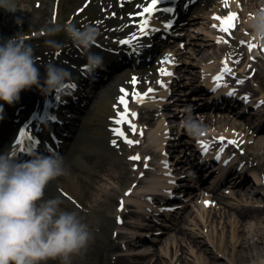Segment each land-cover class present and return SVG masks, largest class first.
Returning <instances> with one entry per match:
<instances>
[{"label": "bare ground", "instance_id": "6f19581e", "mask_svg": "<svg viewBox=\"0 0 264 264\" xmlns=\"http://www.w3.org/2000/svg\"><path fill=\"white\" fill-rule=\"evenodd\" d=\"M95 1L96 0H93L92 3H95ZM98 1L105 2V0H98ZM146 1L150 2V0H146ZM14 3H15V6H18V10H21V9H24V5L26 2L25 0H14ZM118 3L122 4V8L119 10L123 13V19L121 22L120 21L114 22V24L112 25V26L120 25L119 29L116 30L117 34H114V35L112 34L113 35L112 38L113 37L121 38L123 34H127V33H130L131 31H134L136 28L135 26L136 23L139 22V19L134 18L135 16L134 14L140 12L142 10V7L146 6V3L144 2V0H134L133 2L129 0H119ZM211 3H215V5L212 6L215 9H211L208 11L207 4L211 5ZM61 5L62 4H60V10L58 11V17L56 20L57 24L60 22ZM137 5H141V7L138 8ZM223 5H224V0H206L205 5L202 6V4H200L199 8L203 10L206 8L205 14H208L209 16L210 12L213 13L215 11L214 13H216L220 11V10L217 11L216 9H219V7L222 8ZM255 5L258 7H263L262 10H264V0H259L258 2L255 3ZM162 7L163 9L168 8V6H162ZM237 7H238L237 1L235 0L228 1L227 10L223 12H226V14H229L232 12H238ZM95 8H98V6L95 5ZM197 8L198 7H195V10L193 12H195ZM248 13H250L249 10L245 12H241L240 16L242 17L244 16V14H248ZM41 14L42 16L38 17L39 24H45L47 19H50L51 21L52 18L51 16L48 15V12L45 14V9L41 12ZM249 16L250 15H246L245 21L243 23L245 27V31L247 33H250V30L247 28V20ZM206 19H208V17ZM199 20L200 18L198 17L196 18L194 17V20L191 19L192 25L194 24L198 26H204V24L202 23H201L202 25H200ZM213 25H214V22H213ZM216 29L210 30V33L212 32L213 37L211 40H209V42H207L206 47L209 46V48L195 49V53H194V56H196L195 59L198 58V60L202 64L204 63L203 65L205 69L210 70L216 66L215 64L212 63V60L217 58V56L219 55V51L216 48V44L222 45L224 47L222 48L223 52L225 50H229V54L235 53L239 57V56L244 55L243 51H245L246 55L250 56L249 55L250 51L248 50L247 44L241 45V40L240 41L237 40L238 36L236 34L235 35L233 34V37H231L232 44L237 46L233 52L231 51V48L226 46V43H224L223 41H221L220 43H217V39L219 37H223V39L226 40L227 36L223 35L222 33L217 34L215 32ZM204 30H207V29H204ZM108 35H111V33L108 32ZM250 44H256L252 38L250 40ZM108 45L109 44H106V46ZM256 48H260V47H256ZM71 49L73 48H67L68 51H70ZM90 51L92 53L96 52V46L93 45ZM185 54H186V50L185 51L183 50L182 52H180L179 53L180 58L184 57ZM40 55H41V52H36L34 54V57L40 56ZM66 56H67V52L65 53L64 57ZM194 56L191 55V59L194 58ZM35 61H37V59H35ZM226 61H227L228 67L232 66L231 64L232 57L229 56ZM50 63L52 64V60H49V61L46 60L45 62L37 66L40 70L41 82H43V78L45 75V65L50 64ZM183 64L186 66L190 65V63H187V62H183ZM205 64H207V66H205ZM62 67L68 70L67 66L63 65ZM238 68L240 69L239 74L244 73L243 72L244 66L239 65ZM253 71L254 70H252V72ZM263 71H264V67H263ZM220 72H218L217 75L220 74ZM210 73H212V71ZM210 73L205 75L206 79H209ZM259 73L260 71L257 70L255 74L253 75L258 76ZM141 74H143L142 69L138 67H129V68H126L124 71L120 72L118 75H116L115 76L116 79L114 82V90H113L114 94L112 96L110 94L111 90L108 86H105V88L103 86L102 88L99 89L100 90L99 93H101L100 95L104 97L103 100L100 98L97 101H94V104L89 108V110H87L86 115L83 116L80 120L76 121V125L78 124L76 127L78 129L76 136L64 148L63 152L61 153V155H64L63 157L64 159L62 160H63V167L65 169V174L49 182V184L45 188L43 199L47 200L49 198L59 197L63 201V203L60 205L61 209L69 211V212H73V211L77 212L78 215H80L82 218L87 219L88 216H84L81 214L82 213L81 208L77 209V202L78 204H81L83 206L88 204L86 196H91L92 190L94 191L98 190V188H96L97 179H99L104 172L108 171L107 174L105 175L108 178H111V180L117 179L119 183L126 182L128 178L129 179L132 178L133 182L131 183V186L132 187L135 186V188H133L132 190L133 195L129 194L130 196H128V198L125 196V200H127L125 213L115 214L117 216L114 221V225H115L116 230H121V232L118 233L120 237L124 235L125 236L129 235V234H132V237H135L136 233H138L140 229V226H139L140 218L139 217L134 218L135 216L134 212H133L134 216H132L133 222L131 223L132 225H137V227L130 226V225L119 227L120 225L118 224V222L116 223L118 219L125 217L124 214L127 213V208L129 206H132L137 211H141V212L143 211L144 214H147L150 210H156L157 208L155 204L156 202H159V201L157 198L152 199L151 196L154 195L155 191L163 187L168 188V189L172 188V185L174 183V176L171 173L178 175L179 180L183 179L184 176L189 179L191 178V173L187 174L186 171L189 170L190 167L197 166L195 167L196 175H197V178H200L202 180V183H201L199 190H197L198 191L197 193H194L195 190L192 192L194 194H192L191 200H193V203L195 205L194 207H197L198 205L201 206V212L203 211L202 212L203 217L201 213H197L198 212L197 210H193V213L196 212V217H199L200 219V225L196 224L194 225L193 229H187V228L181 227L180 223H178L174 226V229H173L174 234H178L180 236V240L182 241L183 239H185L186 242H188V245H190V247H191V244L199 245L201 243L200 241L201 237H205V236L211 237L212 236L211 240L213 241L215 247L219 249V251H221L222 253L227 254L229 252V249L235 251L237 248H240L243 246V243H242L243 235L251 236L254 234V232L259 233V232H262L263 230V229L255 230V227H252V226H246L247 230H245V227H244L247 220L253 219L255 217L259 218L258 216H255L256 212H258L259 210H264V198H260V196H262L263 193L261 191H258L250 183L242 184L240 182H232L227 185L226 184L222 185V181H221L216 186L207 185L208 184L207 180L204 179L202 171L200 170V168H198V162L196 160L197 157L196 156L194 157L193 154L184 155V150H187V148L190 149L191 147L190 142L184 141L183 144H180L178 147L181 149L183 153L182 156L184 158H188V157L190 158L188 161V165L184 163V166L182 167L176 166L177 168L174 167L170 171V168L166 169L163 163L164 161L167 162V156H166L165 159H163L161 166L159 168L154 169L153 170L154 172L152 173L150 172V174L146 172V174L143 175V179H140L139 175L133 176V172L130 170L129 163L123 164V167L125 169H127L126 167H128L129 170H126L124 172L113 170L116 167V165L118 166V162L114 158H110V157L117 156L119 152L117 153L116 149L110 146V139H112L111 132L108 130V128L112 126V122L110 121V118L114 116V112H115L114 105H116L118 96L120 95L119 89L122 86L129 89L130 87L129 80L132 81L133 77L138 78V75L141 77ZM187 80H188V83L185 86L194 87L200 81L199 73L192 72L191 78H187ZM117 84L118 86L119 85L120 86L118 87ZM95 85L96 84L91 83L90 85L84 87L83 90H86L87 87L91 91L95 90V88H93L95 87ZM134 86L135 85H133L132 88H135ZM32 88L34 89V87ZM245 88L247 91L245 93H252L253 90L251 89L249 85H246ZM117 89H118V92H117ZM170 90L171 89L164 91L162 93V98L165 97L170 92ZM39 91L41 95L37 96L38 99H40L41 96H44L42 90L39 89ZM91 91H88L87 96H91L90 94ZM206 92H209V91L207 89L201 90L200 91L201 94L199 96H203ZM36 95L38 94L36 93ZM97 95H98L97 93L94 94L95 97ZM262 99H264V93L261 95V100ZM194 100H197V99L189 98L187 102L185 101L184 103L185 105L184 106L182 105L183 107L181 106L179 108L178 113H173L170 115L166 113L164 114L162 113L159 115L157 119H153L152 117H149L147 121L150 123L158 121L160 129L162 130V132L163 131L165 132L167 130V126H166V123H168L167 118H170V119L177 118L178 119L179 117H181L182 119H184L185 116L188 115L190 112L191 117L196 119L202 125L204 129L202 133H204V135H199L198 137H203V138L205 137V135L217 137V130H223L225 128L227 129L228 127H231L232 129L239 128L242 132L243 131L246 132L247 135H231L230 137H234L233 139L237 142V144L239 143L238 138H241L240 140L244 141L246 148H248V151L245 153L246 155L244 158L247 161L256 163V165L260 169L264 168V163H261L259 161L261 157L260 151L263 150V153H264V128L262 127L263 125L262 122L259 123L258 125H255L254 127V125L253 126L251 125L252 122L249 119H247L246 117L244 119H240L243 116H239V118H236L237 115L233 113L231 110H228L227 112L221 111L219 113H210V114L201 113L199 114V116H196L195 110H194L196 106L195 104H191L193 103ZM169 101L170 100H168L166 103L168 104ZM161 103H162V99L153 100L152 106L150 107L156 108L159 110H164V107L161 106L162 105ZM22 106H25L24 101H22ZM5 108L6 109L1 114L2 116L0 118V153L7 152L9 154L12 141H13L14 132H15L14 131V121L16 119L21 118L22 116L20 114L16 116L14 115V112H10L11 106H6ZM205 108L210 109L212 107H205ZM144 113L149 115L150 111L148 110L147 112H144ZM180 121L181 120H179V124L181 123ZM173 128H175V125L173 126ZM207 128H213L214 130H208ZM231 128L230 130L232 131ZM146 135H147L146 139L148 140L147 143H149V145L147 144L141 145V150L145 154V157L146 155L152 152V148L155 150L158 149V151L162 152L164 150L165 145L166 144L168 145L169 143L167 142V138L163 135V133H161L158 136V131H155L153 134H151V132H147ZM197 142H198V139H197ZM135 147L138 148V145H136ZM27 152H29L28 149L23 151L22 153H27ZM233 162L234 164H237V161L236 162L233 161ZM134 163L138 164L135 161L133 162V164ZM109 171L112 172V174ZM205 178H206V175H205ZM259 181L261 182V184H264V181L262 179L261 180L259 179ZM255 185L259 187L258 184H255ZM221 186L223 188L232 190L233 192L231 193V195L235 197L236 199L241 200L247 206L246 207H241V206H236V205L234 206L228 203L227 200L225 199H228L226 197H230V195L229 196L224 195V194L222 195L218 192ZM107 190L108 189L105 190V194L109 195L110 192H108ZM65 194L69 195V198H67ZM101 198L102 197L97 198L95 200L93 199L91 201V204L95 203L94 206L97 207L96 205H100L101 203L100 201H102ZM197 200L199 201V203H197ZM205 202H209V203L206 205ZM218 204L230 207L231 209L234 210V213H230L228 210H224L223 208L222 210L224 211L219 212V214H217L216 210H217ZM164 205L172 206V204H169L168 202H165ZM167 210L169 211L170 209H167ZM168 211H166L167 215L170 213ZM170 211H172V209ZM208 213L210 215H213L212 218L208 216ZM220 215H221V220L219 222H221L223 226V228H221V231H223V233H222V237H220L215 242L216 237L213 236L214 235L213 230L215 229L213 228V222L215 221L214 218L216 216L219 217ZM137 216H140V215H137ZM233 218L234 220H232ZM158 221H160V219ZM199 226H200V230L204 232V235H200L196 233V228H199ZM226 227H231L232 236H231L230 243H228L225 239L228 236V233L230 232V230H228V228ZM123 230L125 231L123 232ZM125 236L123 238H125ZM250 238H253V237L251 236ZM169 239H172V237H170ZM153 240H155V238ZM255 241L256 240H254L253 242L256 243ZM129 244H131L130 241H129ZM140 246L142 247L145 245L141 244ZM181 246L182 244L179 245L178 250H181ZM163 251H165V249H163ZM156 252H157L156 256L160 254L159 259L162 257L167 258L169 256V253L172 252V249H170L169 251H166L165 253L157 249ZM194 252L195 251L193 250V253ZM206 254H208L207 249H202V248L199 249V253L196 254L197 264H219V262L217 263L216 260L218 261L219 258H222L220 257L219 254L218 255L213 254L212 258H210V256L208 258L205 256ZM123 256H128V255H123ZM146 256H147V253H144V256H141V257L143 258ZM165 262L167 264H184V258L181 255L177 256V254L174 253L173 255H171L170 259L168 258L165 259ZM163 263L164 262H159L158 264H163ZM42 264H51V263L46 261V262H42ZM137 264H145V263L141 262Z\"/></svg>", "mask_w": 264, "mask_h": 264}, {"label": "clouds", "instance_id": "9594fccd", "mask_svg": "<svg viewBox=\"0 0 264 264\" xmlns=\"http://www.w3.org/2000/svg\"><path fill=\"white\" fill-rule=\"evenodd\" d=\"M0 8L15 11L14 0H0ZM250 37L264 46V10L248 17ZM64 29L78 48L86 50L89 72L102 67L103 58L90 51L98 31L91 25ZM71 73L56 64L45 65V75L36 66L33 48L16 36L0 41V101L12 105L22 91L32 87L46 93L64 90ZM2 111V105H0ZM188 135L198 137L202 125L189 112L181 120ZM65 174L58 155L34 154L18 160L7 152L0 153V264H42L59 258L68 264L71 254L86 247L91 239L88 226L77 212L61 209L59 197L43 199L50 181Z\"/></svg>", "mask_w": 264, "mask_h": 264}, {"label": "rangeland", "instance_id": "374dc122", "mask_svg": "<svg viewBox=\"0 0 264 264\" xmlns=\"http://www.w3.org/2000/svg\"><path fill=\"white\" fill-rule=\"evenodd\" d=\"M25 2L26 3L24 5V9L18 10V6H16L14 12H10L3 8H0V41L12 38L14 36L17 37L20 32L21 34L24 32L30 34L29 38L36 37L32 33H35V35H40V32H42L40 38L36 37L29 43V45L33 48L34 54L42 50L50 51L53 48L55 49V45L58 41L60 46H63L68 41H71L70 38H66L65 36H63L64 33L62 34L61 32L62 30H64V26L68 22L73 24L80 19H83V22H87L89 21V19L93 18V15H97L94 11L95 3H92V1L90 5L84 11H82L83 0H63L59 24H52L50 19H47L45 24H39L38 17L42 16L41 12L45 9V14L48 12V15L52 16V13L54 12V5L58 2V0H25ZM253 2L255 1H247L246 6H254ZM205 3V1H201L200 3L198 2V5H196V7L198 8L194 12V17L198 15L200 17V21H202L203 23H206L208 14H205L206 8L203 10L199 8V6L200 4H202V6L205 5ZM214 5L215 3H211V5L207 4V10H211L213 8L212 6ZM78 8L80 12L78 10V13L76 14V10ZM197 10L199 11L197 12ZM196 36L197 39L189 41L192 43V46L187 47V56L183 58V61H188L189 63H191L190 65H193V63L197 64L199 65L198 69H200V63L195 59L189 58V56H191V53H193L195 49L201 48L202 45H204L202 37L198 35ZM36 41H38V43ZM252 65H254V63L248 61L245 69H249L250 67H252ZM255 65H258V67H260V73L257 76L258 79L255 82L251 79L248 83L251 85L252 89H261L260 91H255L256 95H260L264 93V55ZM189 69L192 70L191 68ZM183 84H186V81H184ZM198 86L200 85L195 86L194 89ZM108 87L110 88V94L112 95L114 93L113 82L108 84ZM192 89L193 88H185V90ZM100 98L103 100L104 97L100 96ZM157 128V126H154L152 130H156ZM188 137L189 135L186 132V136L184 139L189 140ZM260 154L261 157L259 161L261 163H264L263 150L260 151ZM125 155V152L121 150L118 156L110 157L114 158L118 162V166L116 165L113 170H117L120 172L129 170L128 167H126L127 169L123 167V164L127 163ZM132 168L133 166L131 165L130 170ZM107 172H104L101 177L97 179L96 188H98V190H92L91 196H86L88 204L84 206L82 205L81 214L84 216H88V218L84 219L79 215L81 221L88 226V230L91 233V239L86 247L82 248L77 253L71 254L68 264H137L141 262L145 264H158L159 262H164L163 264H167L165 262V259H170L171 255H173L174 253H176L177 256L181 255L184 258V264H197L196 254L199 253L200 248L207 249L208 254H206L205 256L208 258L209 256L210 258H212L213 254H219L220 257H222L219 258L218 261L216 260V262H219V264H264V210H259L258 212H256L255 216H258L259 218L255 217L253 219L247 220L244 226L245 230H247L246 226H252L255 227V230L263 229L262 232H254V234L251 235L253 238H250L251 236L243 235V240L241 239L243 246L237 248L235 251L229 249V252L227 254L222 253L215 247L213 241L211 240L212 236L201 237V243L199 245L191 244V247L190 245H188V242H186L185 239H183V241L180 240V236L178 234H174V230L166 231L167 234H164L162 237H160V242L157 241V243L155 244L134 240L132 238V234H129L131 236L126 235L125 238H123V236L120 237V235H118L120 230H116L114 225V221L117 216L115 214L121 211L118 206L119 198H121L124 195L125 191L131 186L133 180L132 178H128L126 182L119 183L117 179L111 180V178H108L105 175L107 174ZM261 172L264 175V168H262ZM110 173L112 174V172ZM200 182V180H195L190 184L199 187ZM106 189H108L107 191L110 192L109 195L105 194ZM223 192L231 194V191L229 189L221 188L219 190V193L225 195V193ZM261 192L263 193V195L260 196V198H264V188L261 189ZM100 197H102L100 205H96L97 207H95V203L91 204V201L93 199L95 200ZM225 200H227L228 203L234 206H247L241 200L236 199L232 195ZM190 206L194 205L191 203ZM217 206V214H219V212H223L224 210H228L230 213H234V210L230 207L220 204H218ZM223 208L224 210H222ZM193 210H197V213H201L203 217V213L201 212V209H199V207L195 209H189L188 207L187 212L182 217V221H180L181 227L193 229L194 225H200V219L199 217H196V212L193 213ZM208 216L212 218L213 215H210L208 213ZM214 220L215 221L213 222V228L215 229L213 230V236L216 237V242L220 237H222L223 233V231H221V228H223V226L221 222H219L221 220V215L219 217L216 216ZM232 220H234V218ZM226 228H228L230 232L225 239L228 243H230L232 236L231 227ZM201 232L202 230H200V226L199 228H196V233L204 235V232ZM170 237H172V239H169ZM254 240H256V243L253 242ZM129 241L131 244H129ZM141 244H144L145 246L141 247ZM180 244H182L181 250H178ZM157 249L164 253L172 249V252L169 253V256L167 258L162 257L159 259L160 254L156 256ZM163 249H165V251H163ZM193 250L195 251V254L193 253ZM144 253H147V256L142 258L141 256H144ZM48 262H50L51 264H62V261L59 258L54 260L49 259Z\"/></svg>", "mask_w": 264, "mask_h": 264}, {"label": "snow or ice", "instance_id": "6c2138e0", "mask_svg": "<svg viewBox=\"0 0 264 264\" xmlns=\"http://www.w3.org/2000/svg\"><path fill=\"white\" fill-rule=\"evenodd\" d=\"M159 3H160V0H150V2L146 4V6L142 7V10L140 12L136 13V16L141 18L139 20V22L136 23V25H135L138 29V32L133 33L131 36V39L119 40L118 43L120 45H131L134 41H137L141 36H147L148 35L151 16L153 15V13L155 11L158 10L157 5ZM224 5H225V7H228V0H224ZM137 7L140 8L141 5H137ZM163 10L166 12L173 11L171 8H166ZM113 15H115V14L113 13ZM213 19L220 22L219 31H221L223 33H228L230 35L231 30L233 28H235V21L237 19V15L235 13H229L225 16H218V15L214 16ZM98 23H100V22H98ZM165 27L171 28L172 25H171V23H169V24L165 25ZM213 27H217V25L214 24ZM152 30H155V29H152ZM221 41H223L224 43H228V41L224 40L223 37H219L217 39V43H220ZM243 43L244 42L241 41V44H243ZM247 47H248L249 51H252V49L255 47H260L261 49H264V46H260V45H256V44H248ZM164 62L171 63L172 61L168 60V61H164ZM236 62L238 63L239 61H236ZM222 63H224V65H225L224 68L222 69V72L220 74H218L217 76L213 77V81L215 84L213 91L217 90L220 87H226L227 86L226 84H224L222 82L223 77L225 74L231 73V71H232L231 68L227 66V61H224ZM160 71H161L162 75H165V76H171L172 75V73L167 71L166 69H161ZM239 82L243 83V81H239ZM131 83L136 84L137 79L135 77H133ZM158 83H160L161 87L167 88V85L164 84L163 81H158ZM67 87L71 89V88H75L76 86H75V84H69V85H67ZM153 91H154L153 89L149 88L148 91L143 93V94H141L139 92H133L131 95L133 96V98L135 99V101L137 103H144L146 101V99L149 98V94L152 93ZM119 92L121 93V95H119V97H118L117 104L114 105L115 116L112 118V122L115 125H117V127L112 129L113 135L123 138L124 142L129 144V145H131L133 143H138V141H133L131 139H128V137L124 131V128H123L124 124H128L133 133H135L137 131L136 125L134 123H132V121L129 119V109H128L129 92L124 88H120ZM234 94H235L234 90L229 91L227 93V95H229V96H232ZM57 99H59V97H57ZM244 99L246 100L247 97H244ZM261 103H264V101H261ZM119 106H123V111H120ZM136 115L137 114L135 112L131 113V116L133 118H135ZM48 119L54 121V120H56V117L55 116H49ZM200 135H204V133L201 132ZM25 138L28 140H32L31 136H26V134L24 132H21V139L17 140L16 143L18 145L23 144ZM219 139L221 142L224 141L223 137H220ZM37 143H39V141L34 140L32 142V144L29 145V150H31V148L34 147L35 144H37ZM115 143H116V141L114 140L113 144H115ZM199 143L201 145L203 152L207 153L210 145H208L204 141H199ZM228 143L235 144L237 142L232 140V141H228ZM18 150L21 152L25 151L24 148H19ZM220 152L221 153L223 152V148L220 149ZM129 159L130 160H139L140 157L139 156H133V157H129ZM217 159H219V156H217ZM163 163H164V166L167 168L168 167L167 162L164 161ZM208 203L209 202H205L206 205Z\"/></svg>", "mask_w": 264, "mask_h": 264}]
</instances>
